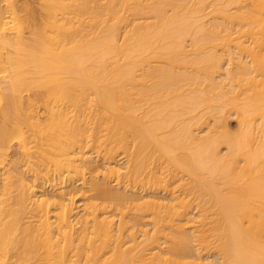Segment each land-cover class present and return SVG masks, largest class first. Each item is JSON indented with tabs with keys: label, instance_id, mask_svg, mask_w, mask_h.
Returning <instances> with one entry per match:
<instances>
[{
	"label": "bare ground",
	"instance_id": "obj_1",
	"mask_svg": "<svg viewBox=\"0 0 264 264\" xmlns=\"http://www.w3.org/2000/svg\"><path fill=\"white\" fill-rule=\"evenodd\" d=\"M37 2L0 0V264H264V0Z\"/></svg>",
	"mask_w": 264,
	"mask_h": 264
},
{
	"label": "rangeland",
	"instance_id": "obj_2",
	"mask_svg": "<svg viewBox=\"0 0 264 264\" xmlns=\"http://www.w3.org/2000/svg\"><path fill=\"white\" fill-rule=\"evenodd\" d=\"M19 3H30L33 7H35V8H38L39 7V4H38V2H37V0H17ZM37 14L39 13V12H36ZM36 14V15H37ZM36 15H33V16H28V18H27V20H26V24H25V26L26 25H28V23L27 22H29V23H31L32 22V20L34 19V17L36 16ZM27 17V16H26ZM25 30H26V32H27V30H28V28L26 27L25 28ZM28 33V32H27ZM29 34V33H28ZM230 125L233 127V128H235L236 127V125H237V122H236V118L235 117H232L231 118V120H230Z\"/></svg>",
	"mask_w": 264,
	"mask_h": 264
}]
</instances>
